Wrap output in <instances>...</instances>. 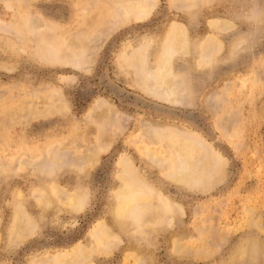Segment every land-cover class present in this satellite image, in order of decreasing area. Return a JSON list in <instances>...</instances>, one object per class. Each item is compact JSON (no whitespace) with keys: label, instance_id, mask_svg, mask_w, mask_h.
<instances>
[{"label":"rangeland","instance_id":"1","mask_svg":"<svg viewBox=\"0 0 264 264\" xmlns=\"http://www.w3.org/2000/svg\"><path fill=\"white\" fill-rule=\"evenodd\" d=\"M60 262L264 264V0H0V264Z\"/></svg>","mask_w":264,"mask_h":264},{"label":"bare ground","instance_id":"2","mask_svg":"<svg viewBox=\"0 0 264 264\" xmlns=\"http://www.w3.org/2000/svg\"><path fill=\"white\" fill-rule=\"evenodd\" d=\"M221 26H222V24H221ZM222 28H223V27H222ZM175 31H176V30H174V32H175ZM175 34H176V33H175ZM172 35H173V34H172ZM183 46H184V45H183ZM185 51H186V50H185ZM185 51H184V52H185ZM182 52H183V50H182ZM167 53H168V51H167L165 54H167ZM167 55L169 56V54H167ZM162 58H163V56H162ZM167 59H168V58H166V60H167ZM160 63H162V61H161ZM164 63H165V62H163L162 65L160 64V69H161V68H164V66L166 65V64H164ZM157 67H159V64H158ZM158 69H159V68H158ZM155 70H156V69H155ZM161 70H162V72H164V69H161ZM157 71H159V73H160V70H157ZM166 71H167V70H166ZM162 72H161V73H162ZM166 73H167V72H166ZM166 73H165V74H166ZM157 74H158V73H157ZM167 74H168V73H167ZM160 75H161V74H160ZM163 75H164V74H163ZM161 77H162V76H161ZM167 77H168V76H167ZM173 81H174V80H172V82H173ZM173 83H174V82H173ZM173 83H172V85H173ZM161 84H162V83H161ZM166 85H167V86H170L171 83L168 82ZM151 92H152V90H151ZM153 95H154V94H153ZM176 175H177V174H176ZM175 177H176V176H175ZM177 178H178V177H177ZM79 254L81 255L82 253L79 252ZM76 257H78V255L74 256L73 259L76 260ZM64 263L67 264L66 262H62V263L60 262V264H64Z\"/></svg>","mask_w":264,"mask_h":264}]
</instances>
